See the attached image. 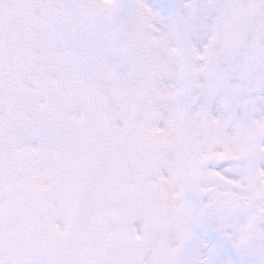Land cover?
<instances>
[{
	"label": "snow or ice",
	"instance_id": "snow-or-ice-1",
	"mask_svg": "<svg viewBox=\"0 0 264 264\" xmlns=\"http://www.w3.org/2000/svg\"><path fill=\"white\" fill-rule=\"evenodd\" d=\"M0 264H264V0H0Z\"/></svg>",
	"mask_w": 264,
	"mask_h": 264
}]
</instances>
